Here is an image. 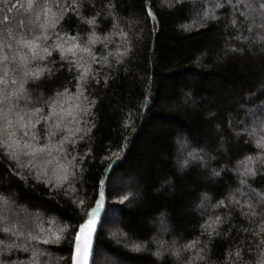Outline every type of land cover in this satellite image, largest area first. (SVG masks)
I'll list each match as a JSON object with an SVG mask.
<instances>
[{
    "label": "trees",
    "instance_id": "1",
    "mask_svg": "<svg viewBox=\"0 0 264 264\" xmlns=\"http://www.w3.org/2000/svg\"><path fill=\"white\" fill-rule=\"evenodd\" d=\"M261 2L0 0L2 264H264Z\"/></svg>",
    "mask_w": 264,
    "mask_h": 264
},
{
    "label": "snow or ice",
    "instance_id": "2",
    "mask_svg": "<svg viewBox=\"0 0 264 264\" xmlns=\"http://www.w3.org/2000/svg\"><path fill=\"white\" fill-rule=\"evenodd\" d=\"M250 6V5H249ZM259 8L264 10V2L259 3ZM29 7L31 8L32 5L30 4ZM10 10V9H9ZM205 15H207V13H205ZM7 19V18H6ZM233 24L236 23V21H232ZM264 26V25H262ZM264 39V38H262ZM18 44H25V45H30L31 42L24 40L23 38H21L20 40L17 41ZM8 48H11L12 45L9 44L7 45ZM262 50H264V48H262ZM33 58H35V56H33ZM3 60L5 62H8V57L4 56ZM0 84H4L5 88L4 89H0V105L6 106L7 108V112L4 113V109L0 108V113H4L5 116L12 114L14 111L17 114V119L20 122V127L22 129H24V134L27 135V125L23 123L24 117L19 115V113L22 111L21 109V100H24V103H28L31 101V97L27 95L26 91L24 90L23 84L21 83L19 86L18 90H14L12 92H8L7 91V87L8 86H15L17 84L16 80H11V85L8 84V81L5 77H0ZM37 111H39V109H37ZM8 123L11 125L12 121L9 120ZM179 143H181L183 145V141H180ZM189 156L193 157L194 159H201V157L197 154L194 153H189ZM2 158V157H0ZM247 159L251 160V157H248ZM183 164H187V160H185L183 162ZM262 164H264V161H262ZM213 174H217V173H213ZM255 173L252 171V169H247L246 170V175H254ZM103 193H100L101 198L103 197ZM126 199V197H125ZM83 203V202H81ZM100 207V201L97 200V204L96 207H93L91 209V213H85V215L88 216V218L86 220H84V223H81L79 225V231L76 232L75 235V253L73 254L72 259H74L76 261V264H87V260H88V252H89V244H90V237L91 234L93 232V226L95 224V221L92 219V217L96 216L98 210ZM217 221L220 220L219 217L216 218ZM5 232L8 231L7 228L4 229ZM47 242V241H45ZM264 246V240H261L259 242V244L257 245V248ZM248 251H252L251 247L248 249ZM94 252V250H93ZM201 259H203V257H201ZM237 259H240V252L237 251ZM0 264H2V262H0Z\"/></svg>",
    "mask_w": 264,
    "mask_h": 264
},
{
    "label": "rangeland",
    "instance_id": "3",
    "mask_svg": "<svg viewBox=\"0 0 264 264\" xmlns=\"http://www.w3.org/2000/svg\"><path fill=\"white\" fill-rule=\"evenodd\" d=\"M185 157H186V159H187V161H194L193 160V157H191V156H189V152H186L185 154ZM99 201H100V207H99V210H98V212H97V214H96V216H94V217H92V219L95 221V224H94V226H93V231H94V229H95V226H96V223H97V219H98V215L100 214V211L102 210V206H103V201H102V198L101 199H99ZM97 204V203H96ZM96 204H95V207H96ZM113 217L115 218V215H113ZM116 219V218H115ZM113 226H115V227H117V225H116V223H114L113 222ZM162 227L164 228V224L162 223ZM110 232L113 234V235H115V233H114V229L112 228V230L110 229ZM119 233V232H118ZM92 235H93V232H92V234H91V237H90V240H91V238H92ZM89 246H90V244H89ZM101 256H100V258H99V264H108V262H112V260L104 253V252H102L101 254H100Z\"/></svg>",
    "mask_w": 264,
    "mask_h": 264
},
{
    "label": "water",
    "instance_id": "4",
    "mask_svg": "<svg viewBox=\"0 0 264 264\" xmlns=\"http://www.w3.org/2000/svg\"><path fill=\"white\" fill-rule=\"evenodd\" d=\"M95 229L93 231L92 238L90 240V246H89V252H88V260L87 264H90V258H91V250H92V243H93V237H94ZM76 249L74 250L73 254L75 253ZM73 264H76V261L73 259Z\"/></svg>",
    "mask_w": 264,
    "mask_h": 264
}]
</instances>
